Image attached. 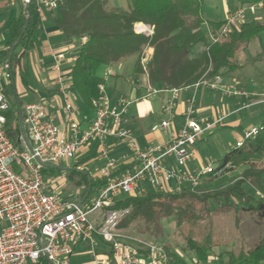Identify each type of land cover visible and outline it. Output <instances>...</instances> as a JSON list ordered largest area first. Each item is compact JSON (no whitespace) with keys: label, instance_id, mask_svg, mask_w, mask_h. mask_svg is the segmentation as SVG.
Instances as JSON below:
<instances>
[{"label":"built area","instance_id":"built-area-1","mask_svg":"<svg viewBox=\"0 0 264 264\" xmlns=\"http://www.w3.org/2000/svg\"><path fill=\"white\" fill-rule=\"evenodd\" d=\"M7 5L21 1L28 5L32 0H1ZM40 13L43 9L57 10L60 0H33ZM264 10V4L248 3L229 12L216 34L209 31L212 40L217 41L237 32L244 23L247 13ZM137 34L152 36L154 27L136 24ZM88 41L87 36L77 39L79 47ZM64 53L54 57V67L61 68ZM145 66V65H144ZM4 78L12 79L10 64L5 66ZM63 95L64 122L58 124L43 103H31L13 109L3 89H0V264H39L45 258L50 264H71L75 246L86 243L94 264H169L170 256L163 244L142 243L141 246L123 242V234L118 225L128 214V209H115L114 204L124 195L136 194L141 183L146 182L154 192H178L186 189L170 188L172 182L189 185L188 190H196L202 177L213 173L212 160L198 172L185 171L193 156V147L205 136L215 131L227 115L214 119L195 117V99L189 100L185 111V121L178 130H171L170 139L163 146L142 150L132 131L123 125L129 103L120 100L112 105L105 94V86L99 90L104 94L103 102L97 106L95 116L85 127L78 118L75 96L69 91L63 75L58 76ZM199 89L222 90L227 95L240 92L228 88L223 78L200 80L191 86ZM235 88V87H234ZM171 89L173 97L167 100L165 113L168 119L161 127L170 130L176 110L178 92ZM162 91L150 88L154 95ZM14 112V124L20 123L18 140L11 139L6 132L7 117ZM257 133V127L243 133V139ZM107 138L125 143L131 152L133 166L118 176L114 173L119 164L109 156ZM92 140L100 141V155L106 164L100 171L107 182L99 187L92 198L82 201L63 200L55 191H49V180L45 169L61 161L72 160L80 148ZM175 160L172 168L164 164L166 158ZM218 175V173H215ZM139 195L145 190L139 189ZM103 211L102 223L97 226L92 219ZM109 246L110 256L100 255L96 249L97 240ZM179 257L183 258V256ZM186 264H207L196 258H186Z\"/></svg>","mask_w":264,"mask_h":264},{"label":"trees","instance_id":"trees-1","mask_svg":"<svg viewBox=\"0 0 264 264\" xmlns=\"http://www.w3.org/2000/svg\"><path fill=\"white\" fill-rule=\"evenodd\" d=\"M203 1L130 0V8L124 9L112 6L109 0H62L55 22L64 37H88V41L80 46L71 72L73 87L83 103L94 109L89 79L101 66L116 64L133 56L137 57L135 71L146 72L151 83L161 82L170 89L191 87L203 79L212 81L223 71H242L245 64L240 62L239 55L264 34V21L243 23L239 32L214 41L204 31V26L208 24L209 31L216 34L224 21L207 22ZM246 1L264 4V0ZM138 23L153 26L154 34H137L135 26ZM39 24V12L33 0L26 6L25 13L10 22L8 29L12 42L7 51L0 52V57H11L9 64L13 75L14 68L20 65L32 47V37ZM147 47L153 49V54L144 70L141 61ZM200 47L202 52L192 56L193 51ZM263 60L264 51L252 58V61ZM14 117V112L8 114L6 132L11 139L18 140L21 126L19 122L13 126ZM239 168H242L239 178L225 188L153 192L117 201L113 208L129 210L118 225L119 231L142 222L145 232L162 239V221L172 217L186 249L194 253L197 260L206 262L217 246L214 226L210 223L198 233L196 229L219 209L237 210L233 198L240 201L242 211L255 214L264 225V121L257 127L255 135L243 139L240 146L223 155L214 172L206 175L207 180L214 182L217 179L215 173L219 175ZM106 182L107 178L89 180V185L102 186ZM246 184L256 190L257 197L245 190ZM212 203L217 205L216 208H212ZM102 218L103 211L95 219L97 226H100ZM164 247L170 256L169 264L187 263L185 258L171 251L170 245L164 244ZM225 254L227 264H264V237L252 247L241 246L238 251L230 250ZM39 264L50 263L43 258Z\"/></svg>","mask_w":264,"mask_h":264},{"label":"crops","instance_id":"crops-1","mask_svg":"<svg viewBox=\"0 0 264 264\" xmlns=\"http://www.w3.org/2000/svg\"><path fill=\"white\" fill-rule=\"evenodd\" d=\"M238 2H242V4L249 3L246 0H238ZM109 3L114 7L130 8V4L124 7L117 5L118 2L114 0H109ZM60 5H62V0L59 1ZM26 6L21 1L7 5L0 0V52L7 51L12 42V36L8 29L10 22L25 13ZM228 9L229 6L226 4V10ZM56 14L57 10H49L46 8L39 13L40 24L32 37V47L27 51L20 65L14 68L15 75L12 72V79L9 82L12 83L15 89L18 104L17 109L31 103H43L47 112L55 117L56 122L62 124L65 114L63 111V95L58 82V76L63 75L69 91L75 96V103L78 107V118L83 127L91 122L95 116L97 106L103 102L104 94L99 90L100 86L103 85L106 89L105 94L110 98L112 105H117L120 100L129 103L123 125L132 131L142 150L167 144L170 139L171 130L173 129H164L161 127V123L169 118L165 113V107L167 100L173 97L171 89L165 88L161 82L151 83L146 72L135 71L134 65L137 57L133 56L116 64L101 66L89 79L94 109L88 108L75 91L71 78L72 67L80 53V47L77 39H66L64 37L63 32L56 25ZM258 18L260 20L263 19L264 13L259 17L248 19L247 22L259 20ZM207 25L205 24L204 27L206 28ZM241 25L237 32L240 31ZM193 52H198V49H195ZM59 53H64L65 58L61 62L60 70H57L54 67V57ZM242 53L245 54V51H242ZM145 54L148 64L152 57L153 49L147 47ZM8 59L7 57H0V84L4 78L5 66L9 64ZM239 60L242 64H245L240 57ZM143 68L145 70L144 65ZM243 75H245V67L242 71L232 73H224L223 71L221 77L223 78L225 86L237 90L241 82L244 81L245 83V78L242 77ZM238 79L239 81H237ZM6 82L9 83L8 81ZM244 83L241 85L244 86ZM150 88L157 90L168 89L169 91H162L151 95ZM0 89H2L1 86ZM240 94L245 96V92H241ZM230 96L234 95L224 94L222 90L199 89L195 91L192 87H186L180 90L176 99L175 114L170 118L173 128L178 130L183 125L189 100L195 99L194 109L196 111V118L205 117L212 120L218 116L227 115L224 124L218 127V131H220L222 138L225 137V135L222 136L221 134L224 130L232 131V137L234 136L235 139L233 142L236 144V142L242 140L245 131L257 126L245 125L244 119L239 118V116L235 117L239 113L240 107L232 101ZM236 99L239 98L237 97ZM13 109L15 110L16 108L13 107ZM211 134L202 138L193 147V156L188 162L185 171L198 172L207 166L203 158L204 147H202V143L200 142L206 141V137H210ZM105 141L109 149V156L114 158L119 164L114 176L120 175L133 166L132 162H130L131 152L125 143L113 138H107ZM233 144L226 145L227 147L219 160L228 150L236 146ZM99 145V140H92L80 148L74 159L69 160L70 162L67 164L65 163L67 166L64 165V167L62 165L64 161H61L57 165L50 167V169L53 168L59 171L55 172L54 170H50L49 175L45 173V176L49 180V191H55L63 200L70 202L82 201L86 198L90 199L94 197L97 189L101 186L94 185L91 187L89 180L95 181L101 179L100 171L106 164V160L100 155ZM164 164L169 168L176 165L174 158L173 162L167 160L166 162L164 161ZM75 173H81L87 184L84 183V180L81 183V180L78 179L76 181L77 185L72 186L69 185V182L60 178H64V176L68 177ZM186 185H179L176 182H172L170 188L186 189ZM139 189L145 190L146 194L154 192L148 183L143 182L140 184L134 196L139 195ZM126 196L123 194L119 201L125 199ZM98 216L99 213L92 216L95 224L97 222L95 219ZM95 249L102 256H110L109 246L100 239L97 240ZM71 264H94L90 247L86 243H78L75 246L74 254L71 257Z\"/></svg>","mask_w":264,"mask_h":264},{"label":"rangeland","instance_id":"rangeland-1","mask_svg":"<svg viewBox=\"0 0 264 264\" xmlns=\"http://www.w3.org/2000/svg\"><path fill=\"white\" fill-rule=\"evenodd\" d=\"M114 1L118 2L117 5H121L124 7H127L130 4V0ZM226 4H228L229 6L228 10H226ZM243 5L246 4H242V2H238V0H204V18L205 20H207V22L218 23L224 21L229 12H232ZM263 13L264 10H257L254 14L247 13L245 21L247 22V20L250 18L259 17ZM259 21H264V18L261 20L259 19ZM209 30L210 26L207 25L204 31L209 34ZM146 49L144 50L143 59L141 61V63L145 65V70L148 65L147 57L145 54ZM202 50L203 48L200 47L198 49V52L192 53V56H197L202 52ZM262 51H264L263 34L261 35V37L257 38L249 45V47L245 50V54L241 52L239 56L240 59L245 62V75L242 76L245 78V83L244 81L241 82V84L244 83L245 85L243 86L239 84L237 90L240 93L245 92V96H242L240 93L239 95L230 96L232 98V101L238 104V106L240 107L239 113L235 115V117L239 116V118L244 119L245 125H255L257 127L264 121V60L252 61V58ZM237 81H239V79ZM0 86L2 87L10 104H12L14 108H16L15 111L17 112V98L12 83H7L3 78L1 80ZM237 97L239 99H236ZM224 122L225 121H223L222 124H224ZM15 125L16 124L13 123V126ZM171 129H174L173 126ZM251 129L252 128H249V130ZM218 130V128L215 129V132H212L211 134V136L213 135L212 137H206V141L200 142L202 143V147H204L203 158L206 162V165L213 160L214 167L218 166V160L222 156L223 151H225V148L227 147L226 145H231V143H234L233 145H236L235 142H233L235 141V139L234 136L232 137V131L224 130V132L221 133L222 136L225 135L224 141V138L221 137L220 131ZM167 160L173 162V158L171 157L166 158L165 162ZM69 162V160H66L62 165L64 166L65 163L67 164ZM50 170H54L55 172L59 171L53 168L50 169V167H48L45 169V173L49 175ZM241 171L242 168L236 169L234 171H224L217 175V179L214 182H210L209 180H207V176L202 177V181L198 189L206 191L214 189L216 187L225 188L239 178ZM49 177L51 178V176ZM60 178L69 182V185L72 186L77 185L76 181L78 179L81 180V183L84 180L81 173H75L71 176H64V178ZM84 183L87 184L85 180ZM244 188L248 193L254 194L257 197L256 190L253 187L246 184ZM188 189L189 185H186V190ZM126 197H128V195ZM232 201L237 205V210L219 209L211 214L210 218L204 220L196 229L198 233L200 231H203L210 223H212L214 226L215 243L217 244V246H215V248L209 254L206 261L207 264H227V255L225 254L227 251H238L241 246L247 248L252 247L261 237H264V225L260 223L256 215L242 211V204L237 200V198H233ZM212 206V208L214 209L217 205L215 203H212ZM162 227L164 237L162 239H156L150 233L144 231V224L142 222H137L127 230L121 232L123 234V238H121V240L137 247L142 245V243L140 242H158L163 245L168 244L170 245L172 252L183 256V258H195L194 253L186 249V243L177 230L174 218L171 217L164 219L162 221ZM221 254L223 255V257H220Z\"/></svg>","mask_w":264,"mask_h":264},{"label":"water","instance_id":"water-1","mask_svg":"<svg viewBox=\"0 0 264 264\" xmlns=\"http://www.w3.org/2000/svg\"><path fill=\"white\" fill-rule=\"evenodd\" d=\"M26 27V26H25ZM10 59H11V57H9V63H10Z\"/></svg>","mask_w":264,"mask_h":264}]
</instances>
